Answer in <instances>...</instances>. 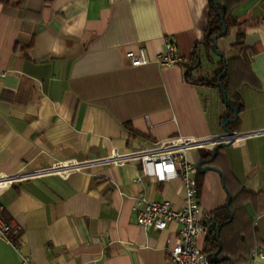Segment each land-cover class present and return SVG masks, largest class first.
Wrapping results in <instances>:
<instances>
[{
	"label": "crops",
	"instance_id": "obj_1",
	"mask_svg": "<svg viewBox=\"0 0 264 264\" xmlns=\"http://www.w3.org/2000/svg\"><path fill=\"white\" fill-rule=\"evenodd\" d=\"M219 1L237 23L251 24L249 68L232 72L229 83L241 106L227 126L240 136L211 163L231 174L232 193L243 189L234 221L222 228L224 254L264 264L251 258L264 248V0ZM208 11V0H0V179L7 181L0 218L16 230L12 243L0 238V264H168L167 239L175 242L179 224L142 229L135 200L180 208L181 181L140 176L132 157L107 159L177 136L199 142L187 149L191 163L209 155L210 139L223 134L221 116L233 114L219 87L186 74L196 44L194 79L219 66L200 44ZM166 37L187 62L154 61ZM235 38L231 27L217 41L226 60L237 56ZM140 47L151 61L131 65L126 53ZM65 164L71 170L63 176L57 168ZM196 179L199 215L208 228L215 221L198 240L204 248L229 193L217 171Z\"/></svg>",
	"mask_w": 264,
	"mask_h": 264
},
{
	"label": "built area",
	"instance_id": "obj_2",
	"mask_svg": "<svg viewBox=\"0 0 264 264\" xmlns=\"http://www.w3.org/2000/svg\"><path fill=\"white\" fill-rule=\"evenodd\" d=\"M127 57L131 65L138 66L149 63L151 60L147 51L140 47L137 52L127 51ZM154 61L162 66L187 62L188 58L181 57L176 49V44L171 38H164L163 50L158 53ZM189 138L177 136L166 138L154 147L136 150L128 155L115 154L107 160L124 162L127 158L138 159L141 175L154 177L159 182H165L178 178L184 189L183 203L180 208H173L166 201L148 200L139 196L135 200L136 223L142 229L164 230L170 221L179 224L178 237L174 243L167 239L168 264H209L210 256L198 244L202 235L207 234L208 225L199 215L198 184L196 164L191 163L186 156L187 149L197 145ZM69 164L57 168L63 176L71 169ZM6 185L7 181H2ZM0 204V209H1ZM8 223L0 218V238L7 243H12L10 234H15ZM18 250V247L16 248ZM252 260L264 259V248L257 246L251 252ZM26 258L23 257V261Z\"/></svg>",
	"mask_w": 264,
	"mask_h": 264
},
{
	"label": "trees",
	"instance_id": "obj_3",
	"mask_svg": "<svg viewBox=\"0 0 264 264\" xmlns=\"http://www.w3.org/2000/svg\"><path fill=\"white\" fill-rule=\"evenodd\" d=\"M208 3H209V11H208L207 26L204 31L203 40L200 42V44L204 46V49L207 53V57L210 59L209 52L211 51L210 47L212 43V37L214 34L220 31L221 22L216 12V9L213 5L212 0H208ZM216 5L219 11L221 12L223 16V20L225 22V26L227 29L225 36L228 34L231 27H236V38L231 43L230 46L231 48L235 50L237 56L229 58L225 62H222L221 58L219 57V60H218L219 66L212 71V74L209 78L199 77V78L194 79L192 77V73L195 69H198L200 67V63H197V59H200V58H199V52L197 49L198 44H196L193 47V50L191 52V56L189 58L190 66L188 67L186 74L189 77L188 79L193 80L194 82H197L199 84H203L206 86H212V87H219L218 82H217V77L219 73L222 71V68L225 66L226 73L221 78V84L226 91V98H227L228 105L225 107L227 111H230V107H233L236 104H239V107L241 106L240 99L237 93V89L230 88L229 83H230V76L232 72H236L238 70L242 71L244 69L249 68L248 67L249 52H248L247 47L244 46V35H245L247 26H250L251 24L250 23H237L236 19L231 15L230 5L222 3L219 0H216ZM222 6L224 7L223 9H222ZM217 157H218V154L217 152H215V157L212 163L217 159ZM221 172L223 175L225 186L230 195V201H229L228 208L225 209L227 214L224 216L223 221H226L229 218V213H231L232 217L227 223H224L220 227L217 239L215 237V233L213 235H209L206 238V246L203 248V250L210 256V253L217 249L218 242H219L221 248L216 256L217 259L222 256H226L229 259H231L234 262V264H239V262H243V261L248 262L250 260L249 256H243V258L240 259L239 257H230L229 255L224 254L225 245H224V239L222 238V234H221L222 228L227 227L234 221L235 211H236V206H235L236 200L238 199L239 194L242 193L243 189H239V191L232 193L227 187V178L231 176V174L227 172L225 169H221ZM213 229H215V227L210 225L209 223L208 230L210 231ZM209 264H229V261L227 259H221L220 261L216 260L212 262L210 258Z\"/></svg>",
	"mask_w": 264,
	"mask_h": 264
},
{
	"label": "water",
	"instance_id": "obj_4",
	"mask_svg": "<svg viewBox=\"0 0 264 264\" xmlns=\"http://www.w3.org/2000/svg\"><path fill=\"white\" fill-rule=\"evenodd\" d=\"M213 2V5L216 9V12L219 16V19H220V22H221V28H220V31L216 34L213 35L212 37V43H211V51L219 56L222 60V62H225L226 61V57H225V54L223 51H221L218 47H217V41L219 38L225 36L226 34V26H225V22L223 20V16L221 14V12L219 11L217 5H216V0H212ZM224 7L222 6V9ZM207 59H209L207 57ZM197 63H200V59H197ZM226 73V67L224 66L222 68V71L219 73L218 77H217V82H218V86L220 88V91H221V101L222 103L224 104V106H227L228 103H227V98H226V91L225 89L223 88L222 84H221V78L224 76V74ZM194 75H197V69L194 71ZM238 104H236L235 106L233 107H230V110L233 114L232 117H229L228 115L224 114L221 116V119H220V126L223 130V134L217 136V137H214L213 139H210L211 141L209 143H212L213 146L211 147V150L209 152V155H207V157H201L200 160L197 161L196 163V167L198 169V171H208V170H214V171H217L220 176L223 178L222 176V172L217 168L215 167L214 165H212V161L214 160V157H215V152L218 148L220 147H223L224 145H227V144H230L232 143L237 137H239L240 135L236 134L234 131H232L230 128H228V124L232 121H235L236 118H237V113H238ZM247 134V133H246ZM229 201H230V195L228 194L227 195V201L225 203V207L228 208V205H229ZM232 215L231 213H229V218L226 220V221H223L221 222L217 227H216V233H215V237L216 239L218 238V233H219V229L220 227L224 224V223H227L230 219H231ZM212 226H215V221H211V224ZM220 244L218 242V247L215 251L211 252L210 253V258H211V261L214 262L216 260L220 261L221 259H227L229 261V264H234V262L229 259L228 257L226 256H222L220 258L217 259V254L218 252L220 251Z\"/></svg>",
	"mask_w": 264,
	"mask_h": 264
},
{
	"label": "rangeland",
	"instance_id": "obj_5",
	"mask_svg": "<svg viewBox=\"0 0 264 264\" xmlns=\"http://www.w3.org/2000/svg\"><path fill=\"white\" fill-rule=\"evenodd\" d=\"M209 55L213 59H219V56L215 55L212 51L209 52ZM208 63H209V61L206 58H204V60L202 58L201 66H203V68L207 67Z\"/></svg>",
	"mask_w": 264,
	"mask_h": 264
}]
</instances>
